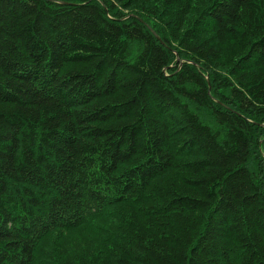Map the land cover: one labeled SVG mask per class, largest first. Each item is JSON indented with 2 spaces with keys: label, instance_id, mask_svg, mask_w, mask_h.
Segmentation results:
<instances>
[{
  "label": "trees",
  "instance_id": "16d2710c",
  "mask_svg": "<svg viewBox=\"0 0 264 264\" xmlns=\"http://www.w3.org/2000/svg\"><path fill=\"white\" fill-rule=\"evenodd\" d=\"M0 264H264V0H0Z\"/></svg>",
  "mask_w": 264,
  "mask_h": 264
},
{
  "label": "water",
  "instance_id": "95a60500",
  "mask_svg": "<svg viewBox=\"0 0 264 264\" xmlns=\"http://www.w3.org/2000/svg\"><path fill=\"white\" fill-rule=\"evenodd\" d=\"M154 33H155V35L157 36V38L160 39V36H159L156 32H154Z\"/></svg>",
  "mask_w": 264,
  "mask_h": 264
}]
</instances>
